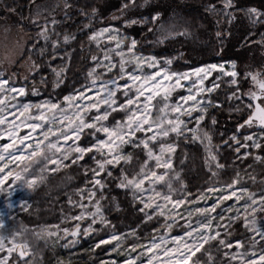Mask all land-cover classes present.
Instances as JSON below:
<instances>
[{"label":"snow or ice","instance_id":"6c2138e0","mask_svg":"<svg viewBox=\"0 0 264 264\" xmlns=\"http://www.w3.org/2000/svg\"><path fill=\"white\" fill-rule=\"evenodd\" d=\"M219 2L218 9L210 0L205 11L226 19L229 25L241 13L252 27H264V8L239 7L236 0ZM149 3L122 0L110 20L122 21L123 28L111 22L97 28L98 9L77 8L87 20L77 31L102 54L90 56L92 66L85 84L67 94L56 93L55 98L49 94L39 102L29 98L41 94L39 86L51 84L55 92L65 83L71 55L61 54V44L68 45L77 37L64 32L61 39L56 29L72 19L74 6L64 0L62 18L57 19L60 5L29 0L28 16L18 14L20 27L27 20L35 35L26 49L29 75L0 70V264H37L41 243L52 247L63 241V248H71L81 235L100 231L97 224L111 231L95 247L109 245L118 256L126 254L122 260H100L99 264H264V170L259 179L246 169L242 176L235 164L251 158L264 165V67L241 74L235 61H226L180 71L172 66L183 53L145 55L141 42L128 36L124 28L139 25L142 32L159 33L153 41L142 37L146 44L156 45L187 34V29L177 31L164 12L148 10ZM139 8H145L147 15H129ZM3 10L17 13L16 7L7 4ZM220 22L216 20L217 25ZM215 35L218 40L222 37L220 31ZM253 35L249 31L245 42L264 48V32H259V40H250ZM16 48L23 57L24 44L17 41ZM57 58L60 64L53 66ZM5 59L15 65L19 58ZM221 84L228 86L227 111L235 123L227 138L221 131L220 142L214 143L216 115L210 117L212 131L204 122L209 109L223 107L217 98ZM181 143L185 149L178 167ZM189 144L202 147L203 167L212 182L195 195L184 178ZM224 150L233 153L231 165L221 162ZM86 156L91 164L80 163ZM73 166L82 170V186L64 195L70 206L79 208L78 214L61 209V223L70 222L64 227L24 223L19 213L32 215V203L24 197L30 198L46 184L50 174ZM229 168L232 175L221 181ZM245 177L257 190L244 182ZM72 179L67 177L69 182ZM112 185L140 205L138 211L145 220L162 217V234L153 229L156 234L141 243L135 229L128 234L117 232L106 215L122 210L117 196L111 194ZM17 192L24 194L18 202L14 199ZM237 224L242 232L237 231ZM129 235L137 242H127Z\"/></svg>","mask_w":264,"mask_h":264},{"label":"trees","instance_id":"16d2710c","mask_svg":"<svg viewBox=\"0 0 264 264\" xmlns=\"http://www.w3.org/2000/svg\"><path fill=\"white\" fill-rule=\"evenodd\" d=\"M64 2V0H61ZM122 0H70L73 4L72 9V19L66 20L62 25L58 26L56 31L61 33V39L64 32H68L76 35V40L70 42L68 45L61 44V54L68 52L71 55L70 66L66 74V80L60 88L56 89L55 92L51 89V84L45 88V86L40 87V95H30V99L35 101H40L46 96L51 94L55 98L56 93L61 95L67 94L72 90L73 87H79L86 83L85 77L89 67L92 66V61L90 56L92 54L101 55L95 44L89 45L84 34L77 31L78 28L82 27L84 23H87L83 17H81L76 11L77 8L84 7L89 10L92 7L98 9V16L94 21L95 27L107 26L109 22L112 24L123 28L122 21L110 20L112 14L117 13V9L120 7ZM210 0H150L148 10L151 8H156L165 13V19L176 26L177 31H184L187 29V34L182 36H177L166 41L164 44H146L143 40V36H147V40L153 41L156 35L148 34L147 32H142L139 25H134L123 30L128 36H133L141 42V51L145 55L155 54L157 56H170L176 55L177 52L183 53V58L174 62L173 70L184 71L187 67L199 66L203 63H220L225 61H235L236 70L243 74L245 71H254L257 66L260 65L259 62L250 66L248 63L245 67H241V62L244 59L247 60L251 53L257 52L258 44H250L245 42V37L248 35L249 31L256 33L249 37L250 40H259V32H264V27L256 26L252 27L249 25L246 18L243 17L241 13H237V19L229 25L226 19H222L218 16L210 14L205 11V6ZM214 2L219 9L221 4L219 0H211ZM138 4L143 3V0H137ZM239 7L256 6L264 8V0H236ZM11 5L16 7L17 13V26L21 31L29 36V41L26 44L25 51L21 60H25L28 57L27 47L30 44V38L35 35V29L31 28L27 24V20L23 21L24 27H20L19 13H23L25 17L29 13V0H0V8L3 10V6ZM4 11V10H3ZM5 12V11H4ZM144 13L147 15V10L145 8H139L135 12H129V15H135L137 13ZM175 15H172V13ZM62 15L57 17L61 19ZM101 18H103L101 20ZM220 19V24H216V20ZM220 31L222 33L221 39H217L215 33ZM87 32V30H85ZM55 39V37H53ZM81 42L84 43V48L81 50ZM91 48V51H89ZM36 57L33 56V59ZM60 64L59 58L53 62V66ZM263 64V63H262ZM250 66V67H249ZM48 69H44V73H48ZM12 72H17L19 74V68L15 66ZM37 81L39 76H36ZM49 79L51 77L49 76ZM226 79V78H225ZM23 83V81H21ZM29 87L31 86V78L28 81ZM247 87V85H245ZM227 84H221V89L219 100L223 101V107L219 111L214 109H209V116L204 122V126L212 131L210 124V117L216 115L218 124L215 126V133L213 135V142L219 143L220 136L219 132H225V138L230 135L233 131V125L235 120L229 119L228 107L229 102L225 99V93L228 91ZM119 118V114H117ZM187 147L188 160L185 166L184 178L187 183L188 190L195 194H198L203 188L209 186L212 182L208 180V175L203 167V152L202 148L197 145L189 144ZM185 145L181 143L180 148L177 149L176 163L179 167V160L183 157V150ZM234 157L233 153L224 150L222 152L221 162L231 165L233 163ZM82 164H91V161L86 156ZM235 164L241 169V175L244 176V169L248 173L257 175L259 179V174L264 170V165L251 161V158L246 161H235ZM248 165H252L251 168ZM82 170L73 166L69 169H63L56 173H52L48 176L46 184L41 185L35 193L29 198L32 203V208L29 209L32 212L30 216L28 213H19V218L24 221V223L31 226L32 223H48V224H60L61 226H67L68 223H61V209L66 214L71 212V207L68 206L67 197L64 195L65 192H70L71 189L82 186ZM232 175V169L229 168L226 173H223L219 178L221 181L227 180L229 176ZM68 176H72L71 182L67 180ZM245 183L249 186V181L245 180ZM111 194L117 196L122 210L119 212L111 211L106 212L108 219L115 225L117 232L126 233L132 229H135L137 236L139 237V242H144L152 236L153 229H159L160 220H145L142 213L138 211L140 207L138 203H134L130 196H126L122 190L116 189L112 185ZM25 198V197H24ZM76 199V196H73ZM107 207V201L102 202ZM34 210H38L34 211ZM37 216L39 219H37ZM100 229V231L91 233L88 237L83 235L79 238V243L73 248H58L54 251L47 250L42 246H39L43 254L45 255V260H53L54 262L62 261L63 264H96L101 256L104 258V247L94 248L96 243L100 239L107 237V233L111 229H105V234L102 233L100 226H95ZM237 231L242 232L243 229L237 224ZM127 242H137L135 238H128ZM203 259V257H202ZM42 264H46L42 262Z\"/></svg>","mask_w":264,"mask_h":264},{"label":"rangeland","instance_id":"374dc122","mask_svg":"<svg viewBox=\"0 0 264 264\" xmlns=\"http://www.w3.org/2000/svg\"><path fill=\"white\" fill-rule=\"evenodd\" d=\"M36 2L38 4H49V5L58 4V5H60V7L56 9V15H57V17L62 15L61 9H62V6H63L64 2H62L61 0H36ZM27 24H28V21H27ZM17 41H20L22 44H24V47H26L27 43H25V42L29 41V36L27 34L23 33L21 31V29L18 28V26H17V16L15 14L4 12L0 8V70L6 69L8 71V73L10 74L11 70L15 66H17L19 68V76L23 77V76L29 75L28 72H27V67H26L27 63L29 61L27 59L21 60L22 57H19V50L16 48V42ZM258 49L259 50H257V52H254L253 54L251 53V55L249 56V58L247 60H245V61H244V59L242 60L241 67H245V69H246V65L248 63H251L250 66H252V65H254L257 62H259L260 65L257 66L255 68V70H257V69H259L261 67H264V48H262L259 45ZM100 54H102V53H100ZM6 56H8V57L16 56V57L19 58L18 62L15 65L9 64L7 62V60L5 59ZM220 63H223V62H220ZM225 67L228 68L229 66L227 64H225ZM113 74H115V71L113 72ZM35 102H39V101H35ZM202 152H203V149H202ZM203 155H204V153H203ZM221 157H222V153H221ZM251 161L253 163H255L252 159H251ZM205 171H206V169H205ZM245 180H247L246 177H245ZM249 187H251L253 190H257L258 186L252 185L251 181H249ZM22 197H24V194L20 193V192H17V194L14 197V199L18 202ZM76 199H78V197ZM209 203H211V201H209ZM68 206H70V205H68ZM70 207H71V212L69 213V215L78 214V212L80 211L79 208H75V207H72V206H70ZM17 212H19V209H17ZM154 219L160 220V225H159L158 228L160 230V234H162V225H163V222H164L163 218L162 217H153L152 220H154ZM180 223H183V221H180ZM84 226H86V225H84ZM96 226H100V225L97 224ZM61 227H64V226H61ZM100 228H101V226H100ZM101 229H102L101 230L102 233L105 234V231L107 229L106 230L103 229V228H101ZM176 231H178V229H174V233ZM129 232L130 231L126 232V234H128ZM154 234H156V233H154L152 231V235H154ZM129 237L132 238L130 235L128 236V238ZM104 239H107V237H105ZM144 242H146V241H144ZM144 242H141V243H144ZM62 243H63V241L60 242V244H57V245L52 246V247H45L41 243L40 246L44 247L47 250H51L50 252H52V251H54L55 249H58V248L63 249V247L61 246ZM97 243H99V241ZM73 247H75V245L72 246L71 248H73ZM100 247H104L105 248L104 253H103L105 255H104L103 259L100 256L99 260H98V262L96 264H99L100 260H106V261L107 260H111V259H121L122 260V259L126 258V254L118 256L117 253L111 252V249H110L109 245H101ZM94 248H97V247L94 246ZM68 261L69 260H67V263H65V264H68L69 263ZM42 262L43 263L46 262V264H57V262H54V259L53 260L51 259V261L50 260H45V255L43 254L42 249L39 247V255L37 256V264H42Z\"/></svg>","mask_w":264,"mask_h":264}]
</instances>
